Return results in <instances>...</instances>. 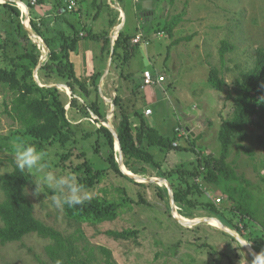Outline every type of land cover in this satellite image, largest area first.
<instances>
[{"label":"trees","instance_id":"obj_1","mask_svg":"<svg viewBox=\"0 0 264 264\" xmlns=\"http://www.w3.org/2000/svg\"><path fill=\"white\" fill-rule=\"evenodd\" d=\"M4 1L0 2V88L7 85L11 91L12 97L5 101L4 113L19 125L6 140L21 139L23 142L34 144L47 153L46 162L49 168L74 173L88 192L107 181L111 171L120 176L123 183L113 189L105 187L100 193L95 192L93 199L84 205L66 207L64 211L67 218L81 224L98 225L115 221L128 209L142 206L149 211L161 210L166 220L158 221L154 217L140 222L142 228L111 229L106 233L115 239H131L137 238L150 227L162 231L163 227L175 235L177 248L181 240L190 239L186 237L188 230L192 229L191 231L198 234L201 224L204 223L193 227L184 226L172 216L169 202L165 203V206L161 203L157 205L149 201L142 192L138 198L131 194V188L128 189L124 179L129 180L130 185L134 180L121 170L118 163L115 147L119 144L124 164L132 173L146 175L148 168L151 167L157 170L163 179L170 180L173 175L178 176L181 181L174 186L173 195L181 215L194 218L197 209H209L210 217L219 219L227 228L242 235L250 224H254L260 229L261 234L255 237L253 242L264 248V177L259 176L261 182L253 183L240 174L237 167L228 160L233 139L236 136L246 139L249 134L255 135V142L264 155V50L257 54L255 65L235 79L234 94L227 96L233 99L234 110L231 118L223 119L219 129L218 138L222 147L220 155L205 156L194 148L200 138L198 135L189 133L179 136L178 125L173 127L172 134L165 135L149 122L143 107L131 112L123 105L119 96L114 100L115 107L119 106L121 112V118L117 123V137L110 127L102 123L107 117L106 102L99 91L102 72L91 75V81L88 82L89 78L83 79L77 74L71 61V54L76 52L83 39L101 41L103 43L101 59L107 53L112 60L121 58L123 63H127L140 46V41H134L137 35L129 34L125 28L119 31L115 43L111 44L110 29L94 32L85 28L80 15L77 22L73 19L72 14H81L83 10L87 18L99 15L104 6L110 11L114 10L107 0H82L76 9L74 7L69 9V3L75 2L74 0H53V9L43 15L39 14L37 4H48L46 0H36V3L32 0H20L29 7L33 31L47 45L48 57L45 62H41L42 51L20 19V8L16 6L15 0ZM92 10L90 16L89 11ZM80 20L83 24L78 27ZM115 20L110 19V27L115 25ZM180 20L181 17L177 16L167 20L162 26L161 24L151 26H155L157 32L166 31L173 37L174 29ZM185 39L189 40L190 37ZM183 40L184 38H177L172 44H179ZM233 48V44L228 40H222L221 58L224 59L225 54ZM37 66L43 73L40 79L45 80L44 85L35 78L34 71ZM146 69L141 71L139 82H136L137 87H148L144 82ZM147 70L151 72L153 78L161 75L165 77L161 84H156L163 87L167 80L165 72H159L157 69ZM51 80L67 85L68 90L70 88L72 94L70 107L76 109L77 113L87 118H92L93 114L97 116L95 120L100 125L94 126L95 130L86 129L81 126L82 122L74 123L68 117L63 92L57 85H49ZM208 83L219 91H225L228 86L217 67L211 69ZM137 87L135 89H138ZM78 97L83 98V101ZM80 132L82 142L78 139ZM184 136H188L189 143L186 145L180 144ZM92 139L94 145H91L94 149L90 153L84 142ZM3 144L6 143L0 144L1 149H4ZM240 147L244 149L242 145ZM52 148H59L60 151L56 150L54 153ZM152 149H156L163 156L165 152L164 158L173 151H189L196 153L197 160L191 164L187 162L177 164L165 171L162 166L164 158L159 159L158 154L152 152ZM8 160L14 167L13 157L8 156ZM30 179L26 173L21 174L19 171L13 175L7 173L5 176L0 175V190L3 193V198L0 195V242L21 241L25 236L34 233L50 240L46 248L50 264H96L94 248H89L88 245L81 246L79 237L65 234L35 215L34 204L26 195ZM138 185L144 187L143 183ZM158 188L168 192L166 186ZM212 189L223 194L227 203L224 202L220 206L213 202L200 203L199 197ZM220 231L232 239L235 238L229 232ZM198 237L194 236V239H198L196 243L199 247H211V251L216 254L207 239L201 242ZM206 238L209 239L208 236ZM100 250L105 256L106 264H116L110 249L101 246ZM208 251L210 252V249ZM223 258H226V264H234L230 254L225 252Z\"/></svg>","mask_w":264,"mask_h":264},{"label":"rangeland","instance_id":"obj_2","mask_svg":"<svg viewBox=\"0 0 264 264\" xmlns=\"http://www.w3.org/2000/svg\"><path fill=\"white\" fill-rule=\"evenodd\" d=\"M32 1L36 3V0ZM46 1L48 4H37L39 14L43 15L49 9H53V0ZM74 1L69 4L74 3L76 9L78 3H82V0ZM107 1L114 8L119 6L117 2L119 0H116V2L115 0ZM0 2L4 3L5 1L1 0ZM15 2L16 6H21L20 19L22 23L32 31L29 7L20 0H15ZM132 2L133 0H123L122 2L128 20L125 29L129 34L139 30L138 33L141 31L143 36L142 40H139L140 46L137 48L136 54L127 63H123L121 58L111 59L109 69L112 68V73L109 75L110 78L106 77V82L102 81L100 84L103 87V93L100 91V94L106 102L107 117L104 124L116 132L121 112L119 106L115 107L114 100L116 96H119L123 105L131 112L142 107L145 109L148 105H151L153 113L148 116V120L161 133L170 135L173 127L178 125L179 130H189L194 136L198 135L200 137L194 147L198 152L205 156H219L222 148L218 138L219 129L223 119L231 118L234 110V101L227 96L234 94L235 79L240 77L244 71L251 69L255 65L257 54L264 50V0H173V2L172 0H151L152 5L149 3L146 5L149 8L148 16L151 17L148 21L149 26L151 24L155 26L161 24L162 26L167 20L177 16L181 17L180 22L174 29L173 37H170L166 31L157 32L155 28H135L137 26V16L134 13L135 9ZM135 5L138 7V3ZM108 9L104 6L103 11L101 10L102 17H99L98 22L95 23L100 28H94L96 32L109 30L108 28H101V25H107L103 24L105 20L103 14ZM138 11L141 13L139 8ZM89 12L92 13L93 10ZM143 16L145 17V14ZM72 17L75 22L80 17L83 21L87 18L84 10L80 17L78 13L72 14ZM79 22L78 27H81L83 23L81 24V20ZM88 25H90V21ZM83 32L85 33L84 30ZM31 33L36 35L35 32ZM33 34L31 36L34 40L35 36ZM36 36L38 37V35ZM188 36L190 39H185ZM177 38H184V40L179 44H172ZM224 39L232 43L234 48L228 51L222 59L220 44ZM146 41H149L147 45H145ZM99 50V42L83 39L80 41L76 52H72L71 61L73 58L78 64L79 59L84 57L83 63L89 67L92 60L86 54H97V66L100 67L102 60ZM105 56L106 58L109 57L107 53ZM93 57L95 58V56ZM72 63L74 65L73 61ZM76 65H74L75 69ZM37 67L34 71L35 78L41 84H44L45 80L40 79V75H43V73L39 70V66ZM213 67L219 68L221 75L225 77L228 84L225 91H219L209 85L208 76ZM146 68L165 72L167 80L163 87L155 85L151 86L150 88H154L149 90L140 85V87H137L136 82H139L141 71ZM77 69L79 70V68ZM103 72L104 69H102V74ZM107 73L109 72L105 71L104 75L106 76ZM86 78H91V76L83 79ZM89 80L91 81V79H88V82ZM51 83L57 84V81L51 80ZM57 86L63 92L68 117L74 123L82 122L83 125L81 126L86 129L95 130L94 128L100 124L93 119V116L87 118L70 107L72 98L70 88L68 90L65 84H58ZM135 87L138 89H135ZM11 97L12 93L8 86L3 85L0 88V144H6H3L4 149L0 148V166L5 168L13 167V164L8 160V156H12V145L15 142H23L21 139L6 140L7 136H10L19 127L4 113L5 101L10 100ZM78 98L83 101V98ZM80 136L81 132L78 139H80ZM187 138L188 136H184L180 144H188ZM80 141L82 142L81 139ZM93 142V139L84 142L85 148L90 153L94 149ZM115 148L121 170L124 173L128 171L127 173L134 175L132 177L134 181L131 182V185L128 182L129 180L124 179L128 189L131 188L132 195L138 198L142 192L149 201L157 205L161 203L165 206V203L169 202L172 216L184 226H195L186 224L184 220L187 219L208 218V220L198 223H204L201 224L198 234L191 231L192 229L188 230L186 237L190 239L184 237L185 240H181L178 248L175 245L177 243L175 235L163 227V231L150 227V229H146L139 234L137 238L115 239L106 232L111 229L142 228L140 222L143 220L155 217L158 221L160 219L165 221V215L161 210L159 212L149 211V209L141 206L128 209L112 222L98 225L81 224L67 218L64 209L56 210L50 207V199L48 197L44 198L43 194L40 197L33 196L31 193L34 190V185L30 182L27 191L34 204L35 215L46 224L61 230L65 234H73L79 237L81 246L88 245L89 248H94L97 258L96 264H106L105 256L100 250L101 246L111 250L116 264H226V258H223L225 252L233 257L234 264H252L254 256L264 251L262 246L253 242V239L261 234L260 229L254 224H250L244 230V236L225 225L229 231L222 228L219 219L209 216V209H197L194 218L181 215L174 202L173 195L174 186H177L181 181L178 176L173 175L170 180L163 179L159 176L158 171L151 167L148 168L146 175H136L125 166L124 157L120 153L119 147L116 145ZM52 150L54 153L56 150L60 151L59 148H52ZM245 150L251 153H247ZM103 152L105 153V151ZM152 152L158 154V158L161 159L165 156V152L163 156L156 149H152ZM263 159V152L256 144L254 134H249L246 139L239 136L233 139L228 160L237 167L240 174L253 183L261 182L259 176L264 177ZM195 160H197L196 153L173 151L168 153L162 160V166L167 171L177 164L186 162L191 164ZM48 169L59 172V170H53L52 167H48ZM142 183L144 187L138 185ZM120 184H123L121 177L111 171L108 180L90 193L93 196L95 192L100 193L101 189L105 187L113 189ZM163 186L167 187L168 192L158 188ZM0 195L3 198L1 190ZM51 195L52 193L49 190V197ZM218 199L221 200L218 201ZM199 201L202 204L213 202L217 206L224 204V202L227 203L226 197L216 189L205 191L203 196L199 197ZM165 210L167 209L165 208ZM220 230L233 234L235 238L232 239L231 236L225 235ZM194 236H199L201 242H205L207 239L208 244L214 247L216 254L211 251V247H199V244L196 243L198 239H194ZM207 236L209 239L206 238ZM49 243V239L42 238L34 233L25 236L21 241L0 242V264H50L51 261L46 251ZM208 249H210V252Z\"/></svg>","mask_w":264,"mask_h":264},{"label":"clouds","instance_id":"obj_3","mask_svg":"<svg viewBox=\"0 0 264 264\" xmlns=\"http://www.w3.org/2000/svg\"><path fill=\"white\" fill-rule=\"evenodd\" d=\"M147 44L148 42L146 41L145 45ZM46 49L48 52L47 46ZM145 115L149 116L146 114V110ZM102 123L104 124V122ZM12 157L14 167L5 168L4 166H0V175L5 176L6 173L13 175L16 171H19L21 174L26 173L27 176L31 177L30 180L34 185V190L31 194L35 197H40L41 194H43L44 198L48 197L50 199V207L56 210H63L66 207L74 208L84 205L93 199L92 194L79 182L78 177L74 173L49 170L46 162L47 153L41 151L34 144L15 142L12 145ZM49 190L52 193L50 197ZM28 194L27 191L26 195ZM252 264H264V251L254 256Z\"/></svg>","mask_w":264,"mask_h":264},{"label":"crops","instance_id":"obj_4","mask_svg":"<svg viewBox=\"0 0 264 264\" xmlns=\"http://www.w3.org/2000/svg\"><path fill=\"white\" fill-rule=\"evenodd\" d=\"M139 0H133V2H132V4H133V7H134V13L136 14V16H137V18H136V22H137V26L135 27V28H156L155 26L153 27V26H149L148 25V21L151 19V17H149L148 16V9L149 8H147L146 7V5L149 3L150 5H152V3H151V0H140L139 2H138ZM115 2H116V0H115ZM118 2V4H119V6L118 7H115L114 8V6H112L111 4V7L114 9V10H111L110 11V9H108L107 11H105L104 12V14H103V16H105V20H104V22H103V24H107V25H101V28H108V29H110L109 31H110V39H111V44H114L115 43V40L117 39V37H118V35H119V31L122 29V28H127V23H128V20H127V13L125 12V8H124V6H122V2H120V1H117ZM136 3H138V7L135 5ZM48 8H50V7H48ZM138 8L140 9V11H141V13L138 11ZM50 10V9H49ZM103 11V10H102ZM102 11H100L98 14L99 15H97L96 17L94 16V18H86V20H84V25H86V27L85 28H88V29H92V30H94V28H100L98 25H96L95 23L96 22H98V18L100 17H102V15H101V12ZM48 12V11H47ZM151 13V12H150ZM145 14V17L143 16ZM153 14V13H152ZM80 15V14H79ZM92 15V13L90 14V16ZM29 17H31V16H29ZM110 19H116L115 20V25H113L112 27H110ZM90 21V25H88V22ZM114 28H115V30H114ZM28 31L30 32V34H33V33H31V32H34L33 30L32 31H30V29H28ZM136 31H137V29H136ZM139 31V30H138ZM138 31L137 32H135L134 34H136L137 35V33H138ZM94 32H96L95 30H94ZM138 34H141V31H140V33H138ZM148 43H149V41H147ZM45 43V42H44ZM99 45H100V50H99V54L100 53H102L101 52V48H102V46H103V43L100 41L99 42ZM47 46V45H46ZM86 56L90 59V60H92V64L88 67L87 66V64H85V63H83V61H84V57L83 58H80L79 59V62H78V64L75 62V60L72 58V61L74 62V65H76V72H77V74L78 75H80V76H82V78H85V77H89V76H91V75H93L94 73H96V72H102V69H104V72L106 71H108L109 73H107L106 74V76L104 75V72H103V74L100 76V82H99V91H101V93H103L102 92V89H103V87H101V82L103 81L104 83L106 82V77L109 79L110 77H109V75L112 73V68L111 69H109L110 67H109V65H110V63H111V59L112 58H110V57H107L106 58V56H104L103 57V59H101L102 61H101V65H100V67H98L97 66V54H92V55H90V53H89V55L88 54H86ZM93 56H95V58L93 57ZM100 57H102V55H100ZM112 65H114V64H112ZM77 68H79V70L77 69ZM149 69V68H148ZM146 71H147V69H146ZM105 76V77H104ZM89 79H91V78H89ZM58 84H63V83H57V84H55V83H51V84H49V85H58ZM104 85V84H103ZM151 86H148V87H145L146 89H152V88H154V87H152V88H150ZM60 88V87H59ZM118 93H119V90H118ZM150 104H151V102H150ZM147 109H152L151 108V105H148V107H146ZM145 108V109H146ZM145 109H143V110H145ZM146 109V110H147ZM152 113H153V110H152ZM147 118H148V116H146ZM196 225V224H195ZM212 227H214V226H212Z\"/></svg>","mask_w":264,"mask_h":264},{"label":"built area","instance_id":"obj_5","mask_svg":"<svg viewBox=\"0 0 264 264\" xmlns=\"http://www.w3.org/2000/svg\"><path fill=\"white\" fill-rule=\"evenodd\" d=\"M73 7H74V3L69 4V9H72ZM33 36H35L34 41L37 43L38 47L42 51L41 61L44 62V61H46L47 54H48L44 40L40 36L37 37L35 34H33ZM141 39H142V34H138L136 36L135 42H138ZM144 77H145V80H144L145 86H155L157 83L161 84L165 80V77L163 75L158 76L157 78H153L151 72L148 70L144 72ZM151 113H152L151 109L146 110L147 115H149ZM92 116H93L94 120L97 119V117H95V115H92ZM179 129L180 128H177V130L179 131V133H178L179 136H183L185 134L190 133L189 130L184 131L182 129L181 130H179ZM218 201H220V199H218Z\"/></svg>","mask_w":264,"mask_h":264},{"label":"water","instance_id":"obj_6","mask_svg":"<svg viewBox=\"0 0 264 264\" xmlns=\"http://www.w3.org/2000/svg\"><path fill=\"white\" fill-rule=\"evenodd\" d=\"M115 135H116V137H117V134H116V132H115ZM118 147H119V150H120V153H121V148H120V146H119V144H118ZM127 173V172H126ZM127 175H129V176H134V175H132V174H130V173H127ZM208 220V218H205V219H195V220H193V219H187V220H184L185 221V223L186 224H188V225H190V224H192V225H195V224H198L199 222H206ZM220 222V221H219ZM183 223V222H182ZM220 226L222 227V228H224V229H226V230H228L224 225H223V223H221L220 222ZM229 231V230H228Z\"/></svg>","mask_w":264,"mask_h":264}]
</instances>
